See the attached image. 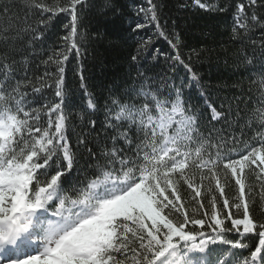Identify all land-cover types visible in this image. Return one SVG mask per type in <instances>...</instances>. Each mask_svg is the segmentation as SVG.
Returning a JSON list of instances; mask_svg holds the SVG:
<instances>
[{"label":"snow or ice","instance_id":"1","mask_svg":"<svg viewBox=\"0 0 264 264\" xmlns=\"http://www.w3.org/2000/svg\"><path fill=\"white\" fill-rule=\"evenodd\" d=\"M86 3L0 0V17L22 7L36 21L13 29L9 20L0 29V264H264V219L256 216L258 210L264 217V75L249 88L251 107V99L243 110L205 100L206 124L204 112L185 99V89L200 82L191 57L180 54L179 37L163 30L157 5L147 0L134 15L155 22L174 50L170 67L183 68L185 77L157 83L137 70L109 89L97 129L90 117L99 98L83 66L77 73L86 103L78 114L68 108L64 78L69 53L81 55L77 21ZM235 9L232 38L252 45L237 62L250 67L264 58V40L257 48L249 35L260 28L264 36V0H243ZM60 13L71 18L61 37L68 47L42 61L43 75L30 76L26 53ZM145 27L137 22L131 30ZM150 44L138 42L131 66L141 57L158 59ZM44 88H53L56 99L37 106ZM245 129L252 133L247 140Z\"/></svg>","mask_w":264,"mask_h":264},{"label":"trees","instance_id":"2","mask_svg":"<svg viewBox=\"0 0 264 264\" xmlns=\"http://www.w3.org/2000/svg\"><path fill=\"white\" fill-rule=\"evenodd\" d=\"M8 3L21 4L22 0H7ZM52 3L53 0H47ZM63 2V0H61ZM203 3L213 8L225 7L224 11H205L194 4V0H154L157 5V15L163 30L170 38L179 37L180 54L190 63L200 77L199 85L192 89H185V99L204 112V121L208 123V112L204 101L214 103L217 108L223 105L227 110L228 104L233 110L237 105L241 110L250 99L251 107L256 97L249 93L254 81H259L264 75V58L257 57L253 66L246 67L237 62L236 54L245 47L251 50L250 41L234 40L232 29L234 27L235 5L243 0H202ZM139 7H148L147 0H87L86 5L79 13L77 21V41L81 45L79 60L69 53V60L65 62V87L69 93L68 108L78 114L86 98L80 88V77L77 69L83 66L85 83L99 98V111L90 119L97 122V129L101 127L105 118V98L109 89L121 84L129 76H135L137 70H144L158 83L157 78H176L177 83L185 77L183 68L175 71L170 67L171 61L167 58L174 54L172 46L166 39L157 35L155 22L148 16L134 15ZM11 20L13 29L19 26L23 29L26 25L35 24V18L22 7L12 8V17H0V29ZM71 18L66 13H60L44 33V39L35 44L34 49L27 51L26 62L30 65L29 75L40 76L44 73L45 65L42 63L53 50L62 51L68 44L61 37L68 34ZM142 22L146 27L138 32L131 30L135 23ZM68 26V27H66ZM249 35L256 41L258 48L264 36L261 29H253ZM81 36L83 39L81 40ZM150 40V52L158 59L151 58L145 61L141 57L139 63L133 67L130 54L135 53L138 42ZM24 51V49H21ZM141 65L143 68L141 69ZM51 70V69H50ZM22 75V73H21ZM55 77L48 80L54 83ZM203 93V96L201 95ZM54 89L44 88L37 94L36 103H48L55 100ZM215 123V122H212ZM75 133H79L82 122L75 121ZM208 126H211L210 124ZM221 125L217 124L216 128ZM227 131L239 136L240 129L234 130L227 124L223 125ZM243 128V124H241ZM69 131V136L75 141V134ZM251 132L244 130V139L251 136ZM239 148L240 145H237ZM231 197V190L228 191ZM258 219H264L257 210Z\"/></svg>","mask_w":264,"mask_h":264}]
</instances>
